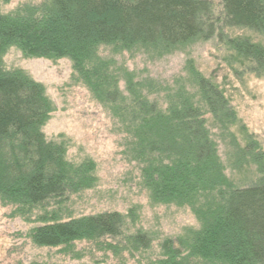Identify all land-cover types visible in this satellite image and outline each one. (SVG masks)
Listing matches in <instances>:
<instances>
[{"label": "trees", "instance_id": "obj_1", "mask_svg": "<svg viewBox=\"0 0 264 264\" xmlns=\"http://www.w3.org/2000/svg\"><path fill=\"white\" fill-rule=\"evenodd\" d=\"M43 4L34 11L0 15V197L25 207L62 197L67 183L86 185L87 180L79 173L77 182L70 178L64 146L49 141L42 131L51 111L44 87L21 71L4 68L2 57L10 47L17 46L30 57L69 58L100 97L119 104L117 79L102 87L92 82L100 72L99 47L168 53L214 30L209 0H46ZM222 7L227 26L264 34V0H222ZM230 42L241 56L264 65V47ZM193 79L197 101L183 88L168 96L166 108L151 100L138 102L135 109L125 103L115 108L132 114L125 121H131L133 148L147 158L143 172L152 196L194 210L200 227L188 233L185 246L197 255L198 264H264V178L236 187L224 176L205 114L230 126L235 113L215 84L198 73ZM122 227L120 213H100L44 221L32 231V239L38 246L59 247L115 238ZM135 238L143 247L150 244L146 235ZM162 248L169 257L181 258L182 251L174 248L172 240Z\"/></svg>", "mask_w": 264, "mask_h": 264}, {"label": "rangeland", "instance_id": "obj_2", "mask_svg": "<svg viewBox=\"0 0 264 264\" xmlns=\"http://www.w3.org/2000/svg\"><path fill=\"white\" fill-rule=\"evenodd\" d=\"M45 1L0 0V15L41 9ZM209 1V22L214 24L210 36L205 33L168 53L112 46L96 50L100 72L92 76V82L102 87L117 79L119 104L100 97L69 58L30 57L17 46L3 55L6 70L21 71L44 87L51 111L42 131L49 141L64 146L70 178L77 182L79 173L87 183H67L62 197L35 207L18 206L0 197V264H198L197 255L185 246L188 233L200 227L194 210L152 196L143 172L147 158L133 148L131 121H125L132 114L115 106L125 103L135 109L138 102L150 104L151 100L166 108L168 96L183 88L197 101L193 76L198 73L218 87L235 113L230 126L205 114L224 176L236 187L264 178V65L241 56L230 42L249 41L264 47V34L227 26L222 0ZM111 212L123 217L118 237L59 247L38 246L32 239V231L44 221ZM142 234L150 239L147 247L136 242L135 237ZM167 240L182 251L181 258L166 254L162 245Z\"/></svg>", "mask_w": 264, "mask_h": 264}]
</instances>
